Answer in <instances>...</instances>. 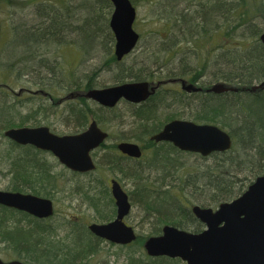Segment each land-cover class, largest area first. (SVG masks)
Masks as SVG:
<instances>
[{
	"label": "trees",
	"instance_id": "obj_1",
	"mask_svg": "<svg viewBox=\"0 0 264 264\" xmlns=\"http://www.w3.org/2000/svg\"><path fill=\"white\" fill-rule=\"evenodd\" d=\"M57 2L54 1L55 4L43 6V9L47 12L48 8L56 5ZM160 2L165 9L172 11L174 21L170 24L171 30L179 32V38L183 42L197 43L205 39L208 44L211 42V38L220 31L224 33L225 41L219 44H215L213 41L217 48L214 51L216 55L212 56L209 61L199 63V67L196 69L191 70L190 65H184L182 70L172 72L171 69H164V64L159 62L155 68L144 73L143 69H137L135 65L128 67L123 65L117 70L115 82L122 83L127 79L155 80L156 77L169 80L171 78H187L189 82L199 83L203 87H209L216 82H224L235 85L238 91L221 94L202 91L190 95L163 92L165 94H162L161 99L157 98V102L151 98L147 102V106L131 109L134 113L133 118L137 122L138 132L129 136H124V134L118 136L115 133L113 135V132L109 130L110 138L135 140L144 144L145 148H153L156 144L150 139V136L161 130L165 122L180 118L187 111L191 120L197 123L214 124L229 132L234 140L233 148L224 153H214L207 158L194 155L202 160L214 159V163L183 175L177 173L175 179L179 184L183 178L189 184L170 186L160 183V187H158L155 183L147 181L150 177L145 174L146 168L140 163H132L130 158L121 154L117 150L115 142L103 144L94 153L98 164L97 169L86 175L73 174L79 177L87 176L88 179L81 183L65 186L67 192L70 194L79 193L82 200L91 209L98 211L100 220L108 221L114 217L116 207L110 188L108 185L106 186V182L99 175V170L107 167L112 172L122 175L123 178L132 179L133 184L137 186L135 191L130 192L133 205L140 204L147 211V216L156 220L149 236L160 235L162 226L165 224L193 232L203 229L204 225L194 217L190 209H186L187 206L184 204L185 202L191 206L193 203L188 197L189 189H193V192L200 189L201 193L209 194L210 197L203 202L202 206L218 205L242 194L248 185L264 172V89L248 90L253 85L264 81V44L260 40V35L264 32V0H200L196 6L189 5L183 9H177V0L176 2L175 0H161ZM99 3L112 9V4L108 0H90V6L79 4L81 10L88 13L81 25H75L76 13L74 12L63 18L53 11L47 14L46 24L49 21L52 33L50 36L58 35L64 27L69 26V23H74L72 31L75 36L80 35L84 41L89 42L87 47L79 45L83 55L97 49V35L101 31L107 30L113 45L115 40L109 28V20L105 21V25L99 20L100 16L94 15ZM22 34L23 36H20L22 43L19 44H24L32 38H45L43 37L44 33H31L29 30ZM48 38L49 36H47ZM230 38H233L237 44L227 43L226 40H230ZM176 43L175 41L173 46ZM165 52L164 54L177 53L170 45L165 49ZM106 58L108 59L106 60ZM124 59L117 61L112 49L106 53L104 58L105 62H110L108 66L121 65ZM182 59L184 58L182 57ZM210 62L211 66H215L214 69L211 68ZM1 64L3 63L0 62L2 67ZM15 65L17 64L10 62L9 69ZM208 68H211L210 73ZM0 71L4 72L5 69H0ZM95 73L98 75V72L94 71L92 75H88L85 81L71 83L70 88L73 90L68 91L67 94L84 93L97 87V84L94 83L95 78H92ZM207 74H210L208 79L206 78ZM208 80L210 84L207 83ZM1 86L8 87L9 85L0 83ZM25 89V87L22 88V90ZM37 90L45 91L42 88ZM47 93H49L48 97L52 102L50 105L53 108L52 111L57 110L58 99L49 91ZM6 99H0V132L16 125L39 124L43 119L38 114L41 111L44 113L48 111L46 105L41 104L24 117L18 118L16 114L17 102ZM90 103L91 101L80 95L65 110L69 115L66 118L69 122L67 125L71 128L75 127V132L85 129L91 118L96 119L106 129L104 125H107V121L102 113L106 111L111 113L115 109L110 110L94 103L95 107H92ZM163 108H170V112L164 114L165 116L161 120V115H163L161 109ZM112 119L114 120V117ZM0 136L5 138L4 132ZM9 145V148H6L4 159L10 163L7 172L13 182L7 189L16 192H31L38 196L49 197L54 201L55 196L63 190V185L59 184L60 177L52 170L50 171L45 165L46 161L40 157L44 152L31 146H20L11 141ZM155 154L157 156L151 157L152 161L147 167L149 172L162 173L161 176L155 178L156 182L158 178L174 176V173L168 175L163 167H167V164L177 165L182 152L170 143H159ZM124 160L132 165L129 171L125 169ZM197 171L203 172L202 175L192 177ZM60 173H58L59 176L64 175L62 172ZM242 174L249 175L246 181L240 177ZM193 192L190 193L191 199L198 194ZM200 202L196 201L198 204ZM100 206L104 207L106 212H102ZM0 208L2 213L9 211L4 207L0 206ZM11 213L16 214L17 212ZM20 214L22 215L21 219L17 218L18 220L11 224L9 221L12 218L0 213V232L4 241L18 251L17 259L24 260L26 264H82L89 262L102 249L103 240L93 235L82 222L69 220L68 222L72 223L53 224L51 222L53 217L42 220L25 213ZM26 219H29L27 225L22 224L21 221ZM61 227L69 229L65 238L59 237L58 230ZM133 246H139V250L144 251L140 235L134 243L123 247L119 246V249L132 248ZM180 261V259L167 257H150L144 251V254L139 253V255H136L135 252H127L124 262L120 264H183Z\"/></svg>",
	"mask_w": 264,
	"mask_h": 264
},
{
	"label": "rangeland",
	"instance_id": "obj_2",
	"mask_svg": "<svg viewBox=\"0 0 264 264\" xmlns=\"http://www.w3.org/2000/svg\"><path fill=\"white\" fill-rule=\"evenodd\" d=\"M8 1L9 0H0V22L2 25V31L0 34V62L3 63L1 64L2 67L0 66V69H5L4 72L0 71V83L9 85L8 87H0V99L8 98L6 100L17 102L16 114L18 115V118L24 117V115L33 111L34 108H38L41 104L46 105L48 111L45 113L44 111H41L38 114L39 117H42L43 121L39 124L27 123L23 126L45 124L59 134L75 132V127L71 128V126L67 125L69 122H67L66 118H68L69 115L65 112L70 106V103L73 102L68 98L70 93L67 94L68 91L73 90L70 88L71 83L82 82V80L85 81L88 75H92L94 71H97L98 75L95 73L92 76V78H95L94 83L97 84V87L116 84L115 75L118 68L123 65L126 67L135 65L137 69H143L144 73L150 71L151 68H155L159 62L164 64V69H171L172 72L182 70L184 65H190L191 70L196 69L199 67V63L202 64L205 61H209L212 56L216 55L214 51L217 48L214 46L213 41L215 44L225 41L223 36L224 33L220 31V33L211 38L212 40L211 42H208V44L205 39L204 41L197 43L183 42V40L179 38V32L171 30L170 24L174 21L172 19L173 13L171 10L164 8V5L160 2L161 0H133L138 12L134 26L140 34V41L136 49L124 59L121 65L112 64L108 66L110 62H105L104 58L110 49H112V52L114 53V44H111L107 30L99 32L97 35V49L86 55H83L80 47H87L89 42L87 40L84 41L82 39L83 37H80V35L75 36L72 31L74 23L75 25H81L84 17L88 14L81 10L79 4L81 3L82 6H90V0ZM54 1H58L57 4L51 7L52 9L48 8V11L46 12L43 9V6L52 3L55 4ZM198 1L200 0H177L176 7L177 9H183L189 5L194 7L197 5ZM104 6L105 5L99 3L94 15L100 16L99 20L106 25L105 21L107 22L109 20L112 9H110L109 6ZM52 11L55 14H59L62 18L67 17L74 12L76 13V18L74 19V23H69V26L67 28L64 27L66 29L63 28L58 35L50 36L51 29L49 28V21L46 24V16ZM17 30H19V32L16 33ZM28 30L31 33H44L43 37L45 38H32L24 44H19L22 43L20 37L21 35L23 36L22 32ZM47 36H49L48 39ZM175 41L177 43L173 46ZM226 42L232 45L237 44L233 38H230V40L227 39ZM169 45L177 52L176 54L172 52L164 54L166 53L165 49H167ZM182 57L184 59H182ZM107 59L108 58H106V60ZM10 62H14L17 65L14 67L12 66L11 69H9ZM211 64L212 63L210 62V66ZM211 68L214 69L215 66H211ZM211 68H208L209 73ZM209 75L210 74H207V79L209 78ZM131 80L134 79H127L126 81ZM208 81L207 83L210 84V81ZM165 86L170 87L173 86V84ZM23 87L33 91L39 88L45 89V91H49L58 100H62V102L56 103L58 106L57 110L52 111L53 108L50 107L52 102L49 98H46V94L39 93L35 96L33 93H29L25 90L21 91V88ZM90 104L92 107H95L92 102ZM161 112L163 115H161L162 117L160 119L163 120V117L165 116L164 114L169 113L170 108H163L161 109ZM102 114L107 121V125H104L106 130H111L113 135L115 133V135L118 136H121L122 134H124V136H129L138 132L136 128L137 122H135L136 119L133 118L126 103H120L111 113L106 111ZM112 117H114V120ZM180 118L191 119L187 114V111L184 115L182 114ZM5 130H3V132ZM3 132H0V134ZM118 140L120 139L113 137L107 143L112 144ZM9 142V139L0 136V189H7V187H9V185L11 186V183L13 182L7 172L10 163L4 159L6 148H9L10 146ZM136 142L141 143L139 141ZM154 149L155 148L148 149L145 157L147 159L141 161L140 165L146 168L145 174L150 177L147 181L155 183L158 187H160V183L170 186L174 184L178 185L179 182L175 179L177 173H183L188 167H191L190 172H193L196 169H203V167H208L207 165L214 163V159H209V161L202 160L201 158L199 159L188 153H182L180 154V161L177 165L173 166L167 164V167H163L168 175L174 173V176H165L163 179L158 178L156 182L155 178L161 176L162 173L157 171L149 172V168L147 167V165L150 164V161H152L151 156H154L155 151L157 150ZM40 157L46 161L45 165H47L49 170H52L58 177H60L59 184L63 185L62 189L64 190H61V192L55 196V215L51 222L53 224L60 223L61 225H65V223H72L68 222L71 220L73 222H82L86 226L92 222H105V220L99 219L100 215L98 211L91 209L88 204L82 200L79 193L70 194L65 187L66 185L76 184L77 182L81 183L83 180H87L88 177H79L70 174V172L60 164L58 159L51 153L44 152ZM124 164L126 171H129L132 165L129 164L127 160H124ZM60 172L64 175L59 176L58 173L61 174ZM202 173L197 171L192 177L202 175ZM99 175H101L106 182V186H109L110 179L114 178L119 180L129 193L137 189V186L136 184H133L132 179L123 178L122 175L112 172L107 167H103L99 170ZM94 176L97 177V175ZM247 176L249 175H240L245 181ZM184 184L189 183L183 178L179 186ZM200 191L201 190L198 189L196 192H193V189H189L188 197L191 202L196 203V201H201L199 204L203 205V202H205L210 196L206 192L201 193ZM191 192L198 194L191 199ZM184 204L187 206L186 209L191 208L190 204L185 202ZM207 206L216 207L217 204H210ZM100 210L106 212L105 208L101 206ZM0 213L7 215V217H11L12 219L9 221L11 224H13V221L15 222V220H18L17 218L21 219L22 216L19 213L13 214L9 211L2 213L0 210ZM28 220H22L21 222L22 224L27 225ZM125 220L129 225H132L136 229L138 235L141 236L143 243L150 235L152 227L156 223L154 218L147 216V211H145L140 204L133 205L131 214L127 216ZM68 230L67 227H61L58 230L59 237L65 238ZM101 247L102 249L100 252L93 259L89 260L91 264H120L124 262L127 252H135L136 255H139V253L144 254L143 250H139V246L120 250L118 245H113L105 240L101 244ZM18 256V251L4 241V237L0 232V258L5 261H10L12 259H17ZM180 262L185 264L182 261Z\"/></svg>",
	"mask_w": 264,
	"mask_h": 264
},
{
	"label": "water",
	"instance_id": "obj_3",
	"mask_svg": "<svg viewBox=\"0 0 264 264\" xmlns=\"http://www.w3.org/2000/svg\"><path fill=\"white\" fill-rule=\"evenodd\" d=\"M114 12L110 27L115 35V55L121 60L137 45L139 34L134 29L136 8L131 0H111ZM1 31V24H0ZM264 43V32L260 36ZM183 82L188 91L201 90L193 83ZM264 89V81L248 90ZM155 91L149 82L123 83L105 88L89 89L85 97L106 107H114L122 98L139 103ZM208 91L216 94L238 91L237 87L219 82ZM81 95L71 94L70 96ZM4 135L20 145L51 152L60 163L72 171L86 173L96 169L92 151L97 149L108 137L96 121L77 134L58 135L48 126L10 128ZM152 139L170 141L184 151L198 152L209 156L214 152H224L232 147L231 136L218 126L197 124L187 120H173ZM118 148L132 157H141L138 144L122 142ZM117 214L108 223H91L89 230L97 237L110 242L126 245L137 238L135 229L125 222L132 204L129 195L116 180H111ZM0 204L16 210L25 211L38 218H48L54 214L55 207L51 198L33 193L5 191L0 189ZM192 211L205 228L200 232H190L172 225H165L162 234L149 237L144 247L148 255L181 258L187 264H264V174L237 198L221 203L216 209L195 205ZM0 264H25L21 260L5 261ZM82 264H90L88 262Z\"/></svg>",
	"mask_w": 264,
	"mask_h": 264
},
{
	"label": "flooded vegetation",
	"instance_id": "obj_4",
	"mask_svg": "<svg viewBox=\"0 0 264 264\" xmlns=\"http://www.w3.org/2000/svg\"><path fill=\"white\" fill-rule=\"evenodd\" d=\"M123 60V59H122ZM121 60V61H122ZM186 81V83H193V82H189L188 79H184V78H174V79H156L155 80H141V81H144V82H149L151 83V86H155V91L153 93H151L148 97V99H146L145 101H142V102H139V103H132L128 100H121V101H118L117 104L112 108V109H116L120 103H126L127 106L129 107V110L132 114V116L134 117V113L131 111L132 108L134 109H139V108H142V107H145L147 106V102L151 99V98H154V100H156L157 102V98L161 99L162 97V94H165L163 92H167L169 94H172V93H179V94H184V93H187L188 95H190L191 93H194L192 91H188L186 90L184 87H183V82L182 81ZM131 81H137V80H131ZM168 84H173V86H170V87H166L165 85H168ZM198 85H200L199 83H197ZM202 86V85H200ZM203 87V86H202ZM206 88L207 87H204L203 89V92L205 91L206 92ZM199 92H202V91H199ZM197 93V92H195ZM209 93V92H208ZM165 125V124H164ZM163 125V126H164ZM163 128V127H162ZM161 128V129H162ZM52 130V129H51ZM54 131V130H52ZM72 133V132H71ZM109 135L110 132H109ZM152 136V135H151ZM150 136V138H151ZM160 143H166V142H160ZM157 144L159 143H156V146L153 147L155 148L154 150L157 149ZM141 147H142V150H143V156L141 158H138L136 159L135 157H131V156H128V155H125L126 157L130 158L131 159V162H137V163H140L142 159H144V156L147 155V148L144 147V144H140ZM149 149H151V147H149ZM157 151V150H156ZM182 153H186V152H183ZM190 155H192V153H188ZM155 157L157 156V154L154 155ZM194 156V155H193ZM199 156V155H198ZM201 158H206V157H202L200 156ZM130 162V161H129ZM181 163V162H180ZM183 167V166H182ZM190 168L191 167H188L183 173H190ZM183 173H181V175H183Z\"/></svg>",
	"mask_w": 264,
	"mask_h": 264
}]
</instances>
